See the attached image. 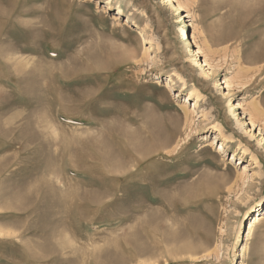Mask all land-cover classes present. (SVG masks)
<instances>
[{"label": "rangeland", "instance_id": "374dc122", "mask_svg": "<svg viewBox=\"0 0 264 264\" xmlns=\"http://www.w3.org/2000/svg\"><path fill=\"white\" fill-rule=\"evenodd\" d=\"M263 212L264 0H0V264H264Z\"/></svg>", "mask_w": 264, "mask_h": 264}, {"label": "bare ground", "instance_id": "6f19581e", "mask_svg": "<svg viewBox=\"0 0 264 264\" xmlns=\"http://www.w3.org/2000/svg\"><path fill=\"white\" fill-rule=\"evenodd\" d=\"M225 27V26H224ZM222 29H224V28H222ZM222 31V30H221ZM220 31V32H221ZM235 31V30H234ZM219 32V33H220ZM236 33H237V31H236ZM219 35V34H218ZM218 37V36H217ZM228 37V36H227ZM233 38V37H232ZM219 39V38H218ZM9 43V42H8ZM9 45V44H8ZM263 46V45H262ZM7 48H9V50L11 49V47H8L7 46ZM12 50V49H11ZM10 50V51H11ZM256 50V49H255ZM259 50V49H258ZM258 50H256V51H258ZM262 51V50H261ZM260 51V52H261ZM259 52V51H258ZM258 56V55H257ZM263 57V56H262ZM258 58V57H257ZM260 58V57H259ZM259 61H260V59H259ZM257 62V61H256ZM253 77V76H252ZM228 84H230V83H228ZM227 93V92H226ZM231 101H229V103H230ZM228 107V106H227ZM154 150V149H153ZM152 152V151H151ZM149 153H150V151H149ZM151 154V153H150ZM148 155V154H147ZM106 159V158H105ZM111 163V162H110ZM246 172V171H245ZM123 175V174H122ZM158 181V180H157ZM93 197H95V196H93ZM92 197V198H93ZM96 199V198H95ZM93 200V199H92ZM152 213H153V211H152ZM155 213V212H154ZM264 219V212L263 213H261V214H256V215H254L253 216V220H251L250 222H249V227H247V229H248V235H251L252 234V232L254 231V229H255V227L257 226V224H259L262 220ZM152 225V224H151ZM154 229V228H153ZM155 231V230H154ZM210 234V233H209ZM208 241V240H207ZM150 246V245H149ZM135 247V246H134ZM137 248V247H136ZM135 248V249H136ZM245 248V247H244ZM140 249V248H139ZM150 249H152V248H150ZM190 250V249H189ZM137 252V251H136ZM149 252V251H148ZM120 258H121V256H120Z\"/></svg>", "mask_w": 264, "mask_h": 264}]
</instances>
